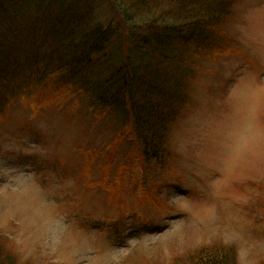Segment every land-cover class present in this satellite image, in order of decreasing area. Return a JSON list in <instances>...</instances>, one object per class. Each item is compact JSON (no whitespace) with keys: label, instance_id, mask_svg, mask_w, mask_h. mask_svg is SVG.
I'll return each instance as SVG.
<instances>
[{"label":"rangeland","instance_id":"obj_1","mask_svg":"<svg viewBox=\"0 0 264 264\" xmlns=\"http://www.w3.org/2000/svg\"><path fill=\"white\" fill-rule=\"evenodd\" d=\"M222 24L234 50L197 63L169 135L176 174L158 172L121 114L128 132L107 149L113 135L70 99L0 117V243L14 264H182L204 243L264 264V0H238Z\"/></svg>","mask_w":264,"mask_h":264},{"label":"trees","instance_id":"obj_2","mask_svg":"<svg viewBox=\"0 0 264 264\" xmlns=\"http://www.w3.org/2000/svg\"><path fill=\"white\" fill-rule=\"evenodd\" d=\"M104 1L110 16L98 21ZM237 1L0 0V117L12 104L58 110L70 99L113 135L107 149L128 132L112 118L121 114L144 155L163 166L169 135L193 105L197 63L234 50L222 22ZM0 264H14L1 243ZM182 264L238 262L230 250L203 246Z\"/></svg>","mask_w":264,"mask_h":264}]
</instances>
